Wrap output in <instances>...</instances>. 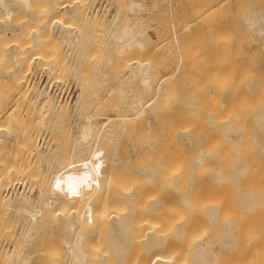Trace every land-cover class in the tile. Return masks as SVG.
I'll list each match as a JSON object with an SVG mask.
<instances>
[{"label": "bare ground", "instance_id": "6f19581e", "mask_svg": "<svg viewBox=\"0 0 264 264\" xmlns=\"http://www.w3.org/2000/svg\"><path fill=\"white\" fill-rule=\"evenodd\" d=\"M92 1L0 0V24L7 21L14 26H10L13 32L8 40L11 50V58L8 59L12 62V80H9L11 103L7 110L0 104V114L7 115V123H0V140L9 134L10 144L8 158L3 154L0 164V234L5 232L9 235V239L0 245V256L7 259L16 251L19 254V240L25 245L35 240L34 245L37 246L32 251L27 252L30 248L23 251L24 256L21 254V264H175L170 251L171 237L167 239L166 230H169L170 236H186L190 242V264L257 263L256 260L252 263L251 254H255L254 248H257L253 241L256 234L259 235V229L254 227L252 231L249 228L253 215H250L252 218L248 223L245 213L248 209L256 210L255 205L250 208V201L254 198V204L258 205L257 196L260 195L256 192L255 198L256 177L253 179L251 168H255L257 160L251 155L258 154L260 160L264 158L260 157V154L264 156V42L245 51L241 48L242 43L224 41L225 23L216 26L192 24L215 13L225 14L233 4L241 7L243 0H204L191 19L173 26L176 46L171 50L173 54L167 56L164 54L165 40L150 38L146 34L147 29L144 31L137 23H130L131 20L120 25L117 23L122 10L138 11L143 7L142 0H114L117 9H114L113 16L110 14L112 21L109 22L107 0L101 9L97 8L98 5L93 7L96 4L95 0ZM149 2L151 10L156 8L158 2ZM255 7L245 12L242 28L244 32L253 29L264 34V9ZM122 17L125 18L124 15ZM110 22L113 28L111 31L108 28V32L113 36L112 44L115 50L125 53L128 87L119 91L127 105L122 113L116 112L113 116L103 112L107 110L112 95L108 91L93 99L94 111L89 108L91 112L84 114L87 112L83 106L88 101V93L91 101L86 105L89 107L92 102V94L87 90L88 58H94L95 52L92 49V40H95L88 31L90 27L102 28ZM51 26L58 27V31L55 32L53 27V33ZM1 29L2 63L7 46L3 51L1 39L9 36L4 35L5 29ZM154 31L157 36L159 31L156 28ZM185 32L183 36L186 35L187 40L179 41V36ZM204 36H209L210 41L203 39ZM62 45L66 47L65 51ZM40 65L44 67L46 82L39 85L30 81V77ZM75 71L81 83L80 92L70 107L71 103L64 97L53 95L49 86L53 81L60 84L65 72H73L74 75ZM1 74L4 73H0V78ZM96 92L94 90V95ZM4 100L2 104L7 107ZM77 111L84 114V119L76 126L78 135L72 151L76 148L77 153L83 155L84 146L89 142L92 143V154L99 136L113 139L120 127L119 137H122V132L129 138L133 137L136 142L130 140L138 144V153L156 157L152 173L143 167L138 168L137 174L128 173L123 170L127 163L121 165L120 159L115 162V158H111L112 163L103 179V190L94 188L99 186L98 177H94L87 191V184L82 179L88 172L87 164L77 171V185L68 183L61 137L66 119L69 120ZM43 131L48 132L44 146L38 142ZM182 154L187 156L185 169L170 165L174 156ZM166 156L171 157L168 159ZM250 158L252 161L255 159L251 168ZM43 163H46V169H41ZM260 167L259 164L258 172H261ZM262 173L264 171L261 172L264 176ZM133 176L138 177V181L142 178L154 181V184L176 185L178 179L184 180L186 185L197 188L200 194L197 198L193 193L192 198L187 192L184 194V202L195 213L191 210L189 217L179 219L156 214V199L153 196L148 198L138 219L142 230L138 227L141 232L137 237L144 246L135 255L130 253V243L137 237L135 233L134 238L130 234L134 230L129 232V229H133L136 216L132 212L133 220L128 227L131 215L128 208L131 206L120 211L113 207V202H120L121 196L129 195L126 181ZM16 181L26 182L28 190H15ZM78 200L84 203L83 208ZM197 200L201 202L197 208L202 214H199L200 219L206 225L202 230L194 231L199 223V219H195L197 210L194 208ZM247 216L250 217L248 213ZM18 217L24 219V224ZM16 218L19 227L20 223L23 224L18 238L11 228ZM52 224L64 231L61 241L67 251L66 262H62L45 242L44 232L48 234L45 228L51 229ZM166 240L170 241L168 246ZM208 254L211 257H207ZM260 257L261 254L258 258L257 254L255 256L258 264Z\"/></svg>", "mask_w": 264, "mask_h": 264}, {"label": "rangeland", "instance_id": "374dc122", "mask_svg": "<svg viewBox=\"0 0 264 264\" xmlns=\"http://www.w3.org/2000/svg\"><path fill=\"white\" fill-rule=\"evenodd\" d=\"M105 1L106 0H102V1L101 0H95L94 3L96 5H94L93 7H96L98 5L97 8L100 7L99 9H101L102 4L105 3ZM109 1H111V0H107L105 3L109 7V11H108L109 13L107 14V22H109L108 20L112 21V16L114 15V13L116 12L115 10L117 9V7H115V5H116L115 1L114 0L111 1L112 4ZM124 1L127 2V0H124ZM198 1H200V2H198ZM92 2L93 1L91 0V3ZM140 2L141 3L143 2L142 3L143 7L141 9H139L140 11L139 10L138 11L137 10L136 11H130L128 9H125V11L122 10L120 12V15L118 18L119 20H117V23L120 25L124 21L128 22L131 20L130 23H132V24L137 23L138 25L141 26V29H143L144 31H145V29H147L146 31H148V32H146V34H148L150 38H152V39L158 38L160 40H165L164 41V51H166V53H164V54L167 56V55L173 54V53H171V50L175 49V46H176V44H175L176 40L174 39V35L172 34L173 26L174 25H176V26L181 25V24L185 23L186 20L191 19L195 15V13L193 14V12L195 10H197L198 8H200L199 6L202 5L201 3L205 2V1L204 0H158V1L155 0V2L156 3L158 2V3L156 4V8L154 7V8H152V10H151V7H149V5H150L149 0H147L146 2H145V0H142ZM198 3H199V5H198ZM111 5L113 7H111ZM103 6H104V4H103ZM236 6H239V7H236ZM253 6H256L255 8L264 9V0H243V4L241 5V7L238 4H233V6H231V8L227 11L228 13L227 12H225V14L215 13L212 16H210L209 18H206V20H203L202 22L199 20H196V21L192 22V24L202 23L205 25L211 24L213 26H216L217 24L219 25V24L225 23L226 27L224 28V31L226 33V37L224 38V41H227V42L232 43V44L242 43L241 48H244L245 51L246 50L248 51V50L255 48L254 46L256 44L264 42V34H259L256 30H253V29L249 30L248 32H244L243 28H242L243 18L246 15L245 12L246 11L249 12V9H252ZM191 7H192V9H191ZM1 12L2 11H0V14H1ZM123 12H125V13H123ZM236 12H237V14L235 15ZM111 13H113V14H111ZM147 14H149L150 16ZM247 14H250V13H247ZM122 15H124L125 18H123ZM144 15H145V17L148 16V18H146V20L144 19L145 18ZM230 15L232 16L231 19H230V17H231ZM150 17H152V18H150ZM150 19H152V20H150ZM134 20L135 21L137 20V21L134 22ZM139 20H141V23L139 22ZM119 21H120V23H119ZM9 22H12V21H9ZM148 22H151V23H148ZM0 25H1L0 27L3 30L5 29L3 31L4 35L7 34V37L9 36V38H7V39H5V38L1 39V41H3V47L7 46V50H6V47H4L3 51L6 50V51H4L6 57L4 56L5 60L3 59L4 61L2 60V63L0 62V64H1L0 65V71H2L0 73H4V74H1V78H0V84L2 86V88H0V91L2 93L4 92V94L0 93V95H1L0 96V99H1L0 104L4 108V110H7V109H9L8 106H10L9 103H11L9 101V100H11L9 84L12 80V76H11L12 73L10 72L12 70L10 68L12 66V64H11L12 62H11V59H8L9 57L11 58V55L9 53V51H11V50H10V46H9L10 42H8V40L11 37V35H9V34L11 32H13L12 27H14V26L12 25V23H10V25H9V23L7 24V21H4V23L0 24ZM110 25H111V27H110ZM10 26H12V27H10ZM106 26H107V28H106ZM106 26L102 27V28L100 26L90 27V29L88 31L90 33V35L92 34V37L95 40V41L92 40V49L95 52L93 54L94 58H88L89 63L87 65H88V71L90 74L88 75V77L86 79H87V90H88V92H91V94H92L91 95L92 96L91 97L92 102H91V104L89 103V107H88L87 102L91 101V99H89L90 93H88L89 94L87 96L88 101L85 103V106H83L84 110H86L87 112L85 111L86 113H84V114H87L88 111L90 113L92 109L94 111L95 102L93 99H95V98L97 99V96L103 95V94L107 93L108 91H111L112 95H111L110 99L108 100L109 105H108L107 110H105L103 112L108 113L109 115L113 116V115H116L115 114L116 112L122 113L125 110L126 105H127L125 102L126 99L124 97L122 98V96H121V94H123V93L122 92L120 93V91H123V89L125 90L128 87V84H127L128 82H126V80H127V68L124 66L125 53L123 51L115 50L114 45L112 44L113 36H112V34H110L111 32H108V28H109V31H111L113 28V24L110 22ZM53 27H55V32H57L58 27H56V26H53ZM53 27L51 26V31H53V33H54ZM153 28L154 29L156 28V30L159 31V33L157 32V34H158L157 36H156V33H155ZM186 33L187 32H185V33L181 34V36H179V41L187 40L186 38H188V37L186 35L183 36ZM152 34H154V35H152ZM202 38L210 41L209 36H207V37L204 36ZM7 42L9 44H6ZM63 45H62V48H63V51H65L66 47L65 46L63 47ZM259 47H261V46L259 45ZM7 60H8V62H7ZM75 77H76V71H75L74 75H73V72H65V74L63 75V80L60 82V84H58L56 81L55 82L53 81L50 83V86H49V91H51L53 93V95H56V97H58V98L64 97L65 99H67L69 101V103H71L70 107H73V103L75 101V98H77L78 93L80 92V90H79L80 89L79 86L81 84L80 79L78 78V76L76 78ZM30 78H31L30 81L36 82L39 85L41 83H45L46 82V74L44 72V67L42 65L38 66ZM4 79H5V81L3 82ZM9 80H10V82H9ZM4 86H5V88H4ZM94 90L98 91V93L96 92L97 95H94L95 94V93H93ZM5 91H7V93H5ZM4 98H5V100H4ZM3 100H4V102L6 101L5 106H7V107L3 106V104H4V103L2 104ZM7 101H9V102H7ZM121 102H123L122 103L123 105L120 104ZM7 104H9V105H7ZM111 104L114 106H110ZM1 106H0V108H1ZM120 106H123V108L121 109ZM89 108L91 110H89ZM116 110H118V111H116ZM75 113L73 114L74 118L70 116L69 120H68V118L66 119L68 121V123L66 121V125L63 126L64 133L61 137V142H62L63 148H64V153H63L64 164H66L64 169L67 171V176H68V181H69L68 183H72V186H73V184H74V186H76L77 183L79 182V177H78L77 171H79L84 164H87L89 166L88 172H86V174L82 178L85 181V185L87 184V188H86L87 191H88V189H90L89 188L90 183L92 182L94 177H98V179H99L98 180L99 186L94 187V188H96V190H103L104 189L103 179H104L105 173L109 170V167L112 163L111 158H115V162H119V159H120L119 163L121 165L124 162L127 163V167L124 168L123 170L128 171V173H132V174L133 173H135V174L139 173V170H138L139 167L148 168L152 173V171L154 170V166H153L154 165V159L156 157L153 154L148 155V154H144V153H138L137 149L139 150V147L136 146V145H138L137 143H132V141H134L133 137L129 138L128 135L125 136L124 132H122V137H119V136H121V134L119 135V133H118L120 127H118V130H117L115 136H113V139H110L108 136H99V138L96 142L97 146H95L96 149H95V151H93L92 154H90L92 143H89V142L86 143L84 146L83 155L78 154L77 153L78 150L76 148H73V151H72V146H73L74 140L76 139V137L78 135L76 126L78 124H80L81 122H83V119H84L83 113H78V111ZM1 114H3V113L1 112ZM1 114H0V123H5L6 119H7V117H6L7 115H4V114L1 115ZM70 118H73V120L72 119L70 120ZM2 119H3V122H1ZM42 133H43V135H41L38 142L41 141L39 143H41V145L44 146L45 145L44 143H47V141H48V139H45V138H47L48 132L43 131ZM7 135L9 137V134H7ZM8 137L6 136L5 139L0 140V164H1V159H3L4 156H5L4 158H6V159L8 158V151H9L8 148H10ZM7 138H8V143H6ZM125 139H127V140H125ZM130 139L131 140L133 139V140L131 141ZM4 140H5V142H4ZM2 141L5 143V145ZM91 142H94V140L93 141L91 140ZM134 142H136V141H134ZM7 144L9 145V147ZM129 144H131V145H129ZM3 154H4V156H2ZM166 157L168 159H170L171 156H166ZM251 157L252 158L256 157L255 159L257 160V162H254L255 159L252 161V159L250 158L249 165L251 168L252 167L251 163L254 162V166H255L254 169L255 170L251 168L253 179L256 177L254 180V182H255L254 184L256 185V183L258 182V186H261L260 187L261 189H260V188H258V186L256 187L254 185L255 198L257 196L256 192L258 194H260L257 196V198L259 197L258 200H259L260 204H259V202H258V205H257V203L254 204L253 201H255V199L253 198L252 202L250 201V203H251L250 208H252V205H253V207L255 205L256 210H255V208H252V210L255 211L254 213L251 209L250 210L248 209V211H247L249 216L253 215L252 216L253 218L251 216L249 218H247L248 217L247 213H245L246 216L245 215L244 216L247 219L246 221L248 223L250 222V218H252L251 220L253 223L250 222L251 226L249 227L251 230L254 227L259 229V230H257V232L259 231V235L257 233L256 234L257 237L254 236L258 240L254 239L255 242L253 241V244L254 243L256 244V245L254 244V247L257 246V248H254L255 254H253V253L251 254V256H253L252 263H255L254 260H256L257 263H255V264H258L257 259H255V256L257 254V258H258V255L260 256V254H261L262 257H260L259 264H264V183L259 184L261 182H264V180H262V178H264V176H261V172L264 171V169H261L262 167H264V163H262V162H264V158H262L264 156H262L260 154V157L262 158V160L258 159L259 158L258 154L257 155L252 154ZM173 158H175V160ZM173 158H172L173 163H170V165H174L176 168L185 169L186 166L188 165L187 156H185L183 154L181 156H174ZM168 161L169 160H167V162ZM260 161H262V162L260 163ZM259 164L261 166L260 167L261 172H258L259 171V169H258ZM45 165H46V163L45 164L43 163V166H41L42 168L41 167L40 168L46 169ZM115 167H118V166H115ZM0 169H1V165H0ZM114 170H117V168H114ZM205 171L207 172V169H205L204 172ZM255 172H258V174L260 173V175L258 176L257 173L255 174ZM262 174H264V173H262ZM185 175H186V172H185ZM183 178H185V176H183ZM126 182H127V184L125 187H126V190L129 191V195L121 196L122 197L121 201L120 202L119 201L113 202V207L116 206L117 209L120 211V210H125L126 207L128 208V206H131V208L130 207L128 208V209H131V211L129 210L131 215L129 214L130 215V221H129L130 223L128 224V227L133 220V217L131 220V216H132V212H133V215L136 216V220L135 219L133 220V223H132L133 229H132V227L129 229V232L134 230L130 233L131 235L133 234V237H134L135 233H136L135 237H137V235L142 230L141 226L139 225L140 221H138V219H139L140 215H142V213H143L142 211H144L143 209L146 208L145 204H147L148 198L153 196L152 198L156 199L155 203H157V205H158V207H157L158 210H157L156 214H159L162 216L166 215V216H168V218H172V219H179V218H182V217L187 216V215L189 217V214L192 213L191 210H193L192 208L188 207V205L184 202V200H183L184 194L187 192L191 198H192V193H193V196H195V198H197L198 195L200 196V194L197 193V191H198L197 188L190 186V185H186L184 180L181 181L180 179H178L176 181V185H169V184H162V183L161 184H154V181H149V180H145L142 178H140V180L138 181V177H136V176H133L132 179L129 178ZM26 184H27L26 182L23 183L21 181H16L15 182V190H16V188H17V191L18 190H28V187L26 186ZM24 186L26 189L24 188ZM94 186H96V185L94 184ZM74 190L75 189H73V191ZM218 190H219V188H218ZM226 192H227V190H225V193ZM210 193H211V190H210ZM226 194H227L226 195V197H227L228 193H226ZM229 196H231V195H229ZM199 201L200 200H197L196 201L197 203L195 204L196 206H194V208H196V210L201 205L200 204L201 202H199ZM78 204L81 208L84 207V203L81 200H78ZM159 210H161V211H159ZM122 212H125V211H122ZM196 212H197V214H196L195 219H199V223L197 224V227H196V229H194V231L200 230V229L202 230V228H204L203 226L206 225L205 222L201 221V219H200V215H202L201 212H199L198 210ZM249 212H250V214H249ZM193 213H195V210H193ZM142 217H144V214ZM18 219H20V222H22L24 224L23 218L18 217ZM21 219H23V221ZM16 221H17V218L15 219V222L13 223V225L11 224L12 225L11 228H12V230L14 229V232L16 234L15 236L18 238L20 236L19 231L22 230L23 224L20 223V227H19V223H18L19 220L17 222ZM87 223H88V221L86 220V224ZM52 225L53 226L51 229L49 228L48 230H46V228H45V231L48 232V234L46 232H44L45 242L48 244V246H50L54 250L53 251L54 253L58 254L61 257L60 260L62 262H66L67 251L64 247V244L61 241V238L63 236L64 231L60 230L58 226H55V224H52ZM138 227H140L141 230L138 229ZM19 228L21 230H19ZM134 228H136V230L138 229L139 231H135ZM17 229H18V231H17ZM166 232H168L167 239L171 237V240H172L171 245H170V251H171L172 259H173L172 261L175 264H190L189 263L190 251L188 248V244L190 242L186 239V236L181 237V238H177V237L172 236V235L170 236L169 230H166ZM37 237L39 240L40 237L39 236H37ZM8 239H9V235L7 233H5V232L1 233L0 234V245L2 242H6V240H8ZM38 240H36V242H38ZM19 241H20L18 244L19 254L16 251L15 254L10 256L11 259L9 256L7 259H4L0 256V264H21L22 263L21 258L24 256L23 251H26L28 248H30V249L27 250V252L30 250L32 251L37 246V244L34 245L35 240H34V242L30 243L29 245L26 244L27 246L24 244V242H21V240H19ZM168 243H170V241L167 242V240H166L167 246L169 245ZM130 244H131L130 245L131 255L137 254L138 250L139 249L141 250L144 246V245L142 246V241L140 239H138V237H137V240L136 239L133 240V238H132V242ZM7 245L8 244L6 243V246ZM20 246H22V249H21L22 251L20 250ZM8 247H9V245H8ZM27 252H25V255ZM21 254H23V256L20 258ZM207 257H211L210 254H208Z\"/></svg>", "mask_w": 264, "mask_h": 264}]
</instances>
